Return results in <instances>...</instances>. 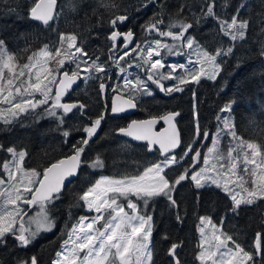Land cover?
I'll return each mask as SVG.
<instances>
[{
  "label": "snow or ice",
  "instance_id": "snow-or-ice-1",
  "mask_svg": "<svg viewBox=\"0 0 264 264\" xmlns=\"http://www.w3.org/2000/svg\"><path fill=\"white\" fill-rule=\"evenodd\" d=\"M82 2L70 0L71 10L77 11ZM56 6L57 0H29L27 16L50 28V22L59 15ZM149 6L154 11L141 28L144 36H152V39L134 43L135 34L131 29L119 31V25L129 19L126 11L112 15L107 21L112 29L106 36L111 42L107 48V60L118 69L123 79L122 87L112 89L119 93L113 98L112 114L136 108L137 93L153 96L149 81L168 95L183 92L182 85H199L202 79L216 81L227 63L226 57H234L236 66L241 65L243 61L235 56L234 49L249 40H254L256 45L251 54L264 60V0H240L232 13L225 11L230 0H220V3L218 0H181L174 18L168 12L167 0H138L136 10L142 11ZM98 7L111 11L120 5L116 0H96L92 15L96 16V24L102 25L104 21L98 14ZM9 10L16 11L15 8ZM242 11L247 15H242ZM208 20L215 24L211 36L216 43L214 48L202 44L192 31ZM222 37L230 42L225 43ZM162 51L186 56L188 60L168 64L161 56ZM134 53L137 54L134 59L139 63L126 61V65L121 64ZM131 68L144 72L146 80L139 76L129 79L130 74L126 73ZM166 68L168 71H164ZM178 70H183V74ZM109 71V64L101 61L99 54L89 55L83 40L78 42L75 33H59L58 41L52 46L44 43L28 55L23 64L0 39V123L12 125L20 116L33 114L37 122L45 116L55 118L54 131L64 138L65 143L73 130L85 134L72 145L71 154L42 171L25 167L28 155L25 149L0 144V151L8 154V158L0 162V249L6 250L9 239H12L15 249L26 250L41 233L52 232L56 221L51 213L65 190V181L71 183L70 178L78 177L85 165L91 169L105 166L100 156L91 162L86 158V149L101 129L105 112L101 111L95 118L89 117L88 124L65 129L66 117L75 112L87 117L88 105L80 101L63 102V98L78 80L85 83L99 81V93H105L110 87L105 82L109 79ZM164 80L176 83L165 86ZM193 100L196 119L193 139L183 148L176 126L180 113L176 111L133 120L127 127L116 130L118 135L146 142L147 151L156 152L157 159L134 174L101 176L77 194L71 207H81L93 214L79 216L70 227L65 225L61 236L66 238L52 264H155L152 239L155 222L149 212L154 210L156 201L163 198L167 201V208L176 211L177 223H183L177 195L185 184L197 190V194L202 189H218L230 200L225 215L218 222L212 217H199L200 240L196 255L199 264H264V230L257 231L250 248H246L238 234L229 233L224 228L226 220L239 217L247 208L256 206L264 211V145L238 134L232 116L235 101L221 108V113L229 115L216 117L217 130L211 134L199 124L194 90ZM261 112L264 113V106ZM160 121L166 127L156 131L155 126ZM250 122L257 123L254 119ZM210 136L211 144L202 156L196 145L208 141ZM222 142L227 143L226 152L220 147ZM32 207L38 211L29 217L28 209ZM260 223L264 226V219ZM163 239L167 240L169 236L165 234ZM182 246V242L170 244L166 253L171 258L169 264H182L178 252ZM13 264H40V259L36 255L17 254Z\"/></svg>",
  "mask_w": 264,
  "mask_h": 264
},
{
  "label": "trees",
  "instance_id": "trees-1",
  "mask_svg": "<svg viewBox=\"0 0 264 264\" xmlns=\"http://www.w3.org/2000/svg\"><path fill=\"white\" fill-rule=\"evenodd\" d=\"M57 2L59 15L53 22H50V28H45L39 22L28 18L29 0H0V39L6 42L10 51L17 54L19 63H25L27 56L31 55L33 51H37L44 43L52 46L54 42L58 41L59 33H75L78 36V42L83 40L89 55L94 57L99 54L101 61L108 63L109 67H114L107 60L109 55L107 48L111 42L107 40L106 36L112 31L107 21L112 15L122 14L125 11L129 19L119 25V31L127 32L131 29L137 36V42L153 38L144 36L141 25L148 20L154 9L149 6L142 11H137L138 0H116L120 7L111 11L98 7V14L103 17L104 21L102 25H97L96 16L92 15L96 0H83L75 12L71 10L70 0H57ZM77 2L79 3V0ZM239 2L240 0H230V6L225 11L232 13ZM180 3L181 0H167L168 12L173 18L175 9ZM10 8H15L16 11L11 12ZM217 10L219 11V9ZM85 13H88L87 17ZM242 15H247V13L242 11ZM167 22L168 17L166 16L165 23ZM214 27V21L208 20L202 27L192 31L202 44L214 48L216 43L211 40ZM174 31H178V29H174ZM221 39L225 43L230 42L227 38L222 37ZM166 42L171 43L170 40ZM26 47L27 51H25ZM255 47L254 40H249L247 44L235 48V56L240 57L243 61L239 67L236 66L234 57H226L227 63L223 66L216 81L202 79L199 85H182L185 89L183 92H173L168 95L149 81L153 96L136 94L138 112L134 116L113 117L111 114L112 98L115 94H119L113 92L112 89L117 86L122 87V77L118 69L113 68L109 73V79L105 82L110 87L105 93L100 94L99 81L92 80L84 82L80 88L69 94L68 102L80 101L88 105L86 110L88 115L82 117L75 111V114H69L66 117L65 129H74L81 124H88L90 123L89 117L95 118L101 111L105 112V120L102 122L101 129L90 142V147L86 149V158L89 159V162L96 156H100L104 160L105 166L100 169L83 166L80 169L79 177L67 186L61 194V199L56 201L51 213L55 218L56 228L52 232L41 234L26 250L15 249V241L9 239L7 249H0V264H13L17 254L25 253L38 256L40 264H52L53 259L56 258V252L60 250L62 240L66 238L61 236L65 225L70 227L81 215H92L84 208L71 207L76 202L77 194H81L91 182L101 176L119 177L123 174H134L142 166L157 159V153L148 152L145 145H134L119 137L116 133L118 128L127 127L134 119H148L166 112L176 111L180 113L177 123L183 140L181 147L183 148L190 142L193 139L196 123L193 114V90L196 93L198 121L203 129L215 134L218 125L216 117L221 116V108L230 101H235L232 113L238 134L246 140L264 145V113L261 112V107L264 106V75H262L264 60L251 54ZM136 55L134 53L132 57H126L125 61H121V64L126 65V61H131L133 64L139 63L134 59ZM162 56L167 62H184L187 59L186 56L169 55L166 51H162ZM164 71H168V69H164ZM83 74L81 73V75ZM130 76L133 80L138 76L146 80L145 73L136 68H132ZM162 83L165 86H172L176 82L164 80ZM253 119L257 121L256 124L250 122ZM162 127L161 124L160 128ZM55 128V118L45 116L37 122L33 114L23 115L12 125L0 123V144L5 147L14 145L17 149H25L28 153L24 162L25 167L42 171L51 163L71 154L72 145L85 135L83 132L73 130L65 143L64 138L54 131ZM210 144L211 136L208 141L198 142L196 147L200 148L202 156ZM6 158H8V154L0 151V162ZM177 199L180 201L178 211L183 217V223H177L176 211L169 210L167 201L163 198L158 199L154 210L149 212L155 222L152 237L155 264H169L171 258L166 253L173 242H182V248L178 249L182 264H199L196 260L200 240L199 217H212L214 221L218 222L230 205V200L220 190L202 189L197 194V190L189 184L180 188ZM261 219H264V211L252 206L242 211L239 217L226 220L224 228L229 233L238 234L240 242L246 248H250L255 233L264 230V226L260 223ZM236 225L238 227H235ZM165 234L169 236V239H163Z\"/></svg>",
  "mask_w": 264,
  "mask_h": 264
},
{
  "label": "water",
  "instance_id": "water-1",
  "mask_svg": "<svg viewBox=\"0 0 264 264\" xmlns=\"http://www.w3.org/2000/svg\"><path fill=\"white\" fill-rule=\"evenodd\" d=\"M57 7H58V4H57L56 8H57ZM136 40H137V38H136V36H135L134 43H136ZM81 84H82V80H78L76 84H73L72 87L69 88L68 91H67V93L65 94V96H64V98H63V101H65V100L67 99L68 93L73 92L74 90H76ZM116 95H118V94H116ZM116 95H115V96H116ZM115 96H114V97H115ZM114 97H113V98H114ZM112 102H113V100H112ZM137 112H138V107H136V108H130V109H127L126 111H124V112H122V113H119V114H112V115H113L114 117H119V116H124V115H135V114H137ZM176 119H177V118H176ZM144 120H145V119H144ZM160 124H163V121H160V122L155 126V130H156V131H161V130H163L164 127H166V125L163 124L164 126H163L162 128H159ZM176 126H177V129H178L179 132H180V129H179V127H178V124H177ZM180 134H181V132H180ZM119 136H121V135H119ZM121 137H123V138L127 139L128 141H130V142H132V143H134V144H137V145H141V144H145V145H146V142H144V141H135V140H132V139L129 138V137H124V136H121ZM178 150H179V149H177L176 151L178 152ZM79 175H80V174H79ZM78 177H79V176H78ZM78 177H72V178H70L71 182L75 181ZM69 184H70V183H69L68 181H65V189H66V187H67ZM30 209H33V207L30 208Z\"/></svg>",
  "mask_w": 264,
  "mask_h": 264
},
{
  "label": "rangeland",
  "instance_id": "rangeland-1",
  "mask_svg": "<svg viewBox=\"0 0 264 264\" xmlns=\"http://www.w3.org/2000/svg\"><path fill=\"white\" fill-rule=\"evenodd\" d=\"M192 59H195V57H192ZM188 60V59H187ZM83 75H85V74H83ZM235 107V103H234V105H233V108ZM229 114L228 113H223L221 116H228ZM232 116H233V113H232ZM233 119H234V116H233ZM227 143L226 142H223L221 145H220V147L221 148H224V146L226 145ZM38 211V209L33 213V214H31L30 216H34L35 215V213ZM29 216V217H30ZM28 219V218H27ZM47 233H49V232H47ZM41 234H43V233H41ZM40 234V235H41Z\"/></svg>",
  "mask_w": 264,
  "mask_h": 264
},
{
  "label": "flooded vegetation",
  "instance_id": "flooded-vegetation-1",
  "mask_svg": "<svg viewBox=\"0 0 264 264\" xmlns=\"http://www.w3.org/2000/svg\"><path fill=\"white\" fill-rule=\"evenodd\" d=\"M137 38V37H136ZM27 217H25V219H26Z\"/></svg>",
  "mask_w": 264,
  "mask_h": 264
}]
</instances>
